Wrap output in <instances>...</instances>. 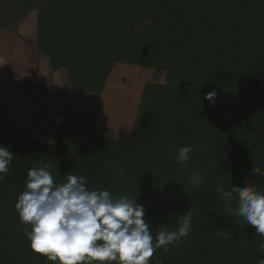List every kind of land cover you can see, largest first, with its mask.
Returning a JSON list of instances; mask_svg holds the SVG:
<instances>
[{"label":"trees","instance_id":"1","mask_svg":"<svg viewBox=\"0 0 264 264\" xmlns=\"http://www.w3.org/2000/svg\"><path fill=\"white\" fill-rule=\"evenodd\" d=\"M4 1L0 25L19 35L11 27L17 0ZM31 2L38 52L52 70H66L75 90L102 93L116 64L160 70L165 79L144 85L127 143L96 132L90 109L69 108L52 143L0 117V145L14 155L0 181V264H54L30 249V225L15 209L28 170L41 162L56 183L74 174L90 190L136 198L154 237L190 210L189 236L157 249L149 264H258L264 236L229 214L237 205H226L215 186L249 182L264 191V176L252 171L264 168V0ZM210 91L214 103L204 99ZM187 145L194 150L178 163ZM194 172L205 177L199 187Z\"/></svg>","mask_w":264,"mask_h":264},{"label":"clouds","instance_id":"2","mask_svg":"<svg viewBox=\"0 0 264 264\" xmlns=\"http://www.w3.org/2000/svg\"><path fill=\"white\" fill-rule=\"evenodd\" d=\"M216 96L210 91L204 99L214 103ZM193 150L192 145L179 148L177 162H187ZM13 156L8 147L0 145V181ZM50 169V163L41 162L40 167L28 170L15 209L20 222L30 225V231L24 232L30 249L54 264H149L157 249L168 252L169 245L178 247L192 230L189 210L178 217L175 230L163 225L154 237L136 198L113 195L108 189L90 190L85 178L74 174L56 183ZM252 171L264 176V168L255 165ZM204 179L197 172L190 177L197 187ZM215 191L226 205L235 201L236 208H228L230 215H239L256 234L264 236V191L249 182L228 190L217 183ZM258 251L262 257L258 264H264V241Z\"/></svg>","mask_w":264,"mask_h":264},{"label":"rangeland","instance_id":"3","mask_svg":"<svg viewBox=\"0 0 264 264\" xmlns=\"http://www.w3.org/2000/svg\"><path fill=\"white\" fill-rule=\"evenodd\" d=\"M17 5H14L17 24L11 27L18 32L32 24L35 25V30L32 29L30 38L17 35L18 39L14 40L25 47L29 43L36 46V7L31 0H17ZM8 31L6 33L12 34ZM22 54H26L24 50ZM37 57L40 66L47 69L36 68L32 63V72L29 74L30 69L27 70L31 77L25 74L29 80L21 88L17 86L20 82L19 71H15L13 75L7 74L8 78L0 75V97L6 102L0 100V116L4 113L2 119L7 124L49 143L55 141L58 123L69 108L95 111V131L110 139L127 143L144 85L160 84L165 79V73L160 70L116 64L106 79L102 93L81 92L71 86L64 68L52 70L48 58L38 50ZM42 60L44 64H41ZM34 68L38 72H34Z\"/></svg>","mask_w":264,"mask_h":264},{"label":"crops","instance_id":"4","mask_svg":"<svg viewBox=\"0 0 264 264\" xmlns=\"http://www.w3.org/2000/svg\"><path fill=\"white\" fill-rule=\"evenodd\" d=\"M32 29L35 30V25L32 26V24H30L28 27H24L23 29H20L19 36H21V38H26L27 36H29L30 38V35L33 34ZM6 31L8 30H6L5 27L0 25V75L5 78H8L7 74L13 75L15 71H19L20 75H19L18 80L20 82L18 83L17 86L21 88L23 84L27 83L29 80V78L28 79L26 78L27 76L25 74H27L28 69H30L29 74L32 72V69H33L31 66L32 63L36 65V68H39V67L44 68V69H47V68L40 66V64L38 63L36 46L32 45L31 43H29L28 44L29 46L27 45L26 47L23 46L22 44L19 45L18 42L14 40V39H18L19 36L13 33L8 34L6 33ZM22 50H24L26 54H22ZM20 54H22V59H21ZM26 55H28V57ZM17 58L21 60H18ZM43 62L44 61L42 60L41 64H44ZM36 68H34L33 70L34 72H36L35 71L37 70ZM6 70L8 73H6ZM28 76L31 77L30 75ZM0 100L1 101L3 100L2 97H0ZM3 103H6V102L4 101ZM4 112H6V110H4ZM0 117L3 118L4 113Z\"/></svg>","mask_w":264,"mask_h":264}]
</instances>
